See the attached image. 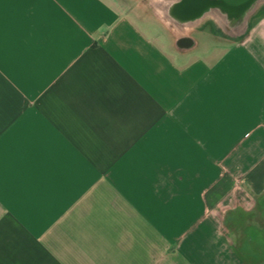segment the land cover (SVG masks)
<instances>
[{
	"label": "crops",
	"instance_id": "obj_1",
	"mask_svg": "<svg viewBox=\"0 0 264 264\" xmlns=\"http://www.w3.org/2000/svg\"><path fill=\"white\" fill-rule=\"evenodd\" d=\"M150 5L0 0V264H264V18Z\"/></svg>",
	"mask_w": 264,
	"mask_h": 264
},
{
	"label": "water",
	"instance_id": "obj_2",
	"mask_svg": "<svg viewBox=\"0 0 264 264\" xmlns=\"http://www.w3.org/2000/svg\"><path fill=\"white\" fill-rule=\"evenodd\" d=\"M164 7V18L175 28L193 26L207 14H216L240 34L264 0H176Z\"/></svg>",
	"mask_w": 264,
	"mask_h": 264
},
{
	"label": "rangeland",
	"instance_id": "obj_3",
	"mask_svg": "<svg viewBox=\"0 0 264 264\" xmlns=\"http://www.w3.org/2000/svg\"><path fill=\"white\" fill-rule=\"evenodd\" d=\"M150 1H151V4L154 5L153 0H112V2L117 7H119L121 10L125 11L128 14V16L132 18H136V19H141V16L145 17L151 14L152 10H151ZM169 1H176V0H169ZM257 9L255 10L256 11L255 15H258L259 18H264V5H261ZM215 16H218V15H216L215 13L207 14L206 16L203 17L201 21H199L195 25L189 26L186 28H176L175 30L176 31L178 30V32L185 33L187 31H190L191 29H202L203 30L202 33L204 37L207 39H211V40H212V37H211L210 32H217L222 35H231V36L236 35L233 33L228 34L225 31H223L218 26ZM195 36L199 38L200 34L197 33Z\"/></svg>",
	"mask_w": 264,
	"mask_h": 264
},
{
	"label": "bare ground",
	"instance_id": "obj_4",
	"mask_svg": "<svg viewBox=\"0 0 264 264\" xmlns=\"http://www.w3.org/2000/svg\"><path fill=\"white\" fill-rule=\"evenodd\" d=\"M174 3L173 1H167V0H160L159 2H157V4H154L153 5V8L156 12V15H158L159 18H161L162 20L164 19L166 21V23L170 24L165 18H164V14H163V10H164V7L170 5ZM216 17V20H217V23H218V26L223 30L225 31L226 33L228 34H231L233 33V30L232 28L223 20L221 19L220 17L218 16H215ZM171 25V24H170ZM172 26V25H171ZM176 28L174 27V30ZM176 31V30H175ZM178 31V30H177Z\"/></svg>",
	"mask_w": 264,
	"mask_h": 264
},
{
	"label": "flooded vegetation",
	"instance_id": "obj_5",
	"mask_svg": "<svg viewBox=\"0 0 264 264\" xmlns=\"http://www.w3.org/2000/svg\"><path fill=\"white\" fill-rule=\"evenodd\" d=\"M159 1H160V0H153V4H157V2H159ZM261 5H264V3L261 4ZM261 5H260V6H261ZM260 6H259V7H260ZM259 7H258V8H259ZM257 10H258V9H257ZM254 13H256V11H255Z\"/></svg>",
	"mask_w": 264,
	"mask_h": 264
},
{
	"label": "trees",
	"instance_id": "obj_6",
	"mask_svg": "<svg viewBox=\"0 0 264 264\" xmlns=\"http://www.w3.org/2000/svg\"><path fill=\"white\" fill-rule=\"evenodd\" d=\"M212 33H214V34H218V35H222V34H220V33H217V32H212Z\"/></svg>",
	"mask_w": 264,
	"mask_h": 264
}]
</instances>
